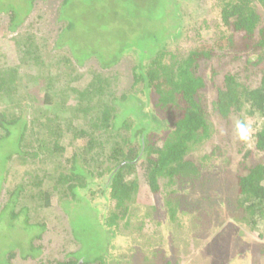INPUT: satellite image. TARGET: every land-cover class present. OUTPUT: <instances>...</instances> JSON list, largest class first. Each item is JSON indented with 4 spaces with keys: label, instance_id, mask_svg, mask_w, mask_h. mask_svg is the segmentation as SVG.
<instances>
[{
    "label": "trees",
    "instance_id": "obj_1",
    "mask_svg": "<svg viewBox=\"0 0 264 264\" xmlns=\"http://www.w3.org/2000/svg\"><path fill=\"white\" fill-rule=\"evenodd\" d=\"M47 1L0 0V15L7 17L8 29L14 32L35 5ZM212 8L215 22L209 25L201 20L198 0H61L56 5L51 50L66 49L80 66L95 60L101 71L82 91L70 83L58 88L49 66L41 65L40 53L31 48L29 35L16 40L19 65L6 61L0 66V215L10 203L21 212L30 210L27 200H35L40 211L48 210L57 186L62 185L60 194L71 205L67 208L78 206L83 211L70 217L73 209L66 210L69 219H83L87 225V232H80L72 222L73 230L65 231L73 240L72 248L61 246L59 240V257L46 261L43 238L53 227L47 228L40 218L22 219L23 230L32 226L41 231L36 237L41 259L24 254L23 262L121 264L122 251L114 243L140 220L142 211H136L134 203L143 186L156 200L144 220L156 210L164 215L163 251H157L161 264H184L177 255V231L171 227L180 230L192 217L220 222L218 228L199 236L206 235V243L214 249L224 246L225 256L217 264H255V250L263 245L255 246L253 235L264 239V0H214ZM80 10L95 17L101 34L108 35L104 40L89 35L84 27L81 34L75 14ZM131 13L144 19L141 35L121 41L112 38L111 46V25ZM150 16H155L158 29ZM199 20L198 48L178 54L177 47ZM208 25L212 30L206 33ZM150 27L156 31L147 36ZM77 37L88 42L81 47ZM85 45L97 48L87 50ZM66 55L55 54L58 66L70 61ZM124 59L131 63V83L110 91L105 70ZM63 68L64 73H59L66 78ZM70 94L77 96L69 101ZM82 117L84 125L76 132L72 122ZM237 119L252 128L247 143L233 135ZM65 143L77 145L67 152ZM47 145L61 158L51 177L52 189L42 183L33 186L17 165L41 159ZM223 147L234 148V155H224ZM41 170H35L33 177L42 182L49 178V170ZM100 181L99 191L94 190ZM14 195L23 200L21 209L20 201L13 203ZM39 195L45 197L44 203L37 202ZM200 202H205L201 211ZM94 226L100 227L101 246L90 234ZM7 253L5 263L0 256V264L14 263L16 251Z\"/></svg>",
    "mask_w": 264,
    "mask_h": 264
},
{
    "label": "rangeland",
    "instance_id": "obj_2",
    "mask_svg": "<svg viewBox=\"0 0 264 264\" xmlns=\"http://www.w3.org/2000/svg\"><path fill=\"white\" fill-rule=\"evenodd\" d=\"M61 0H48L47 3H38L35 5V8L31 11L30 15L28 16L27 20L18 27L14 32H11L8 29V19L6 16L0 15V66L1 64H5L6 61L12 63V65L16 66L19 65V56L16 53L15 48V42L16 40L23 38L25 39L28 36L31 40V48L40 53L41 57V65H48L49 71H50V77L52 82H56V86L58 88H61L65 85V83H70V86H77L80 87L79 91H82L83 88H85L92 80L93 76H96L98 72H101L99 69V66L95 60H88L84 62L81 66L77 65L76 63L71 60V58L68 55V52L66 49H60L54 52L51 50L52 48V41L50 40V36L52 37L53 31L55 30L56 25V16H55V10L56 5ZM214 0H198V6L201 10H203L201 20H205V22L209 25H214L215 22V12L212 8V3ZM75 14L79 17V23H81L82 27H80V30L82 31L81 34L84 32L83 27L85 28L86 32L89 35L95 36L100 38L101 40H104L108 35L105 34L102 35L99 28V24L97 23L94 16L91 14H87L85 11H77ZM126 18H119L116 22H114L111 25V38L109 41V44H111V39L113 38L115 41H121L122 39L125 40L126 38H136L140 36V32L143 29L144 25V19L139 16H134L133 13H131L129 16L124 15ZM153 21V25L155 29H158V21L156 20L155 16H150V18ZM146 21V20H145ZM201 22L198 21V24H193L192 28L190 29L191 32L188 33V36L181 42V44L177 47L176 52L178 54H182L183 52H186L191 49H197L198 43H200V40H197L196 37V31L195 28L201 27ZM29 23H31L29 25ZM208 25V26H209ZM152 29L151 27L147 31V36L151 35L152 32H155L156 30ZM194 30V31H193ZM202 30V28L200 29ZM208 30H212V27L209 26V29H206V33H208ZM201 32H204L201 31ZM80 33V32H79ZM53 38V37H52ZM77 45L83 46L84 43L88 42L87 38L84 37H77ZM114 43V42H113ZM212 43V40H211ZM19 48V47H18ZM97 48V46H91V45H85L84 49H94ZM34 52V54L36 53ZM55 54L57 55H66V58L70 60L69 62H63L60 63V66L56 64L55 59L58 57H55ZM56 65V67H54ZM65 66L66 70V78L59 72L64 73L60 68L64 69ZM131 63L128 59H124L122 62H119L116 66L105 70L104 76L108 77L106 79H109V83H111V88L108 87L110 91H116L117 89L122 90L125 88H128L129 83H131ZM69 74V76H68ZM114 75L115 78H111V76ZM60 76H63L62 78ZM48 78V77H47ZM69 78L72 79V83L69 81ZM119 80L117 86H113L112 82H115L116 80ZM92 88V87H91ZM77 96L76 94H70L68 100L70 101L72 97ZM87 97V96H86ZM65 98V97H64ZM72 101V100H71ZM76 101L74 100V104ZM77 104V103H76ZM84 118H80L79 120H75L72 122V127L75 128V131H80L81 128L84 125ZM217 139L220 140V136L217 137ZM234 141V139H233ZM77 144H69L65 143L63 144V148L68 152L70 150H74V147ZM229 146H232L231 143H228ZM250 145L249 143L247 146ZM222 151L224 152V155L227 153H231V155H234L233 151L234 148L228 149L227 147H223ZM230 151V152H229ZM42 153V152H41ZM43 155H41V159H27L28 161H20L17 162V165L22 167L21 173L28 174L29 179L31 180L33 186L36 184L42 183V185H51V189L53 187V176L56 175L58 172L57 166L61 161V158L58 159L59 153L52 154L51 152V145H47V150H44ZM47 155V157H45ZM46 158V159H45ZM255 160L258 162L260 157H254ZM253 158V159H254ZM45 163H41V161ZM263 162V161H261ZM49 170L48 177L43 179V181H40V178L37 179V177L34 176L35 170ZM41 170V171H42ZM61 169L59 168V171ZM62 172V171H61ZM1 174V170H0ZM51 178V179H50ZM40 181V182H39ZM55 182V180H54ZM100 182L97 183L96 187H94V190L99 191V185ZM36 187V186H35ZM35 187H33L34 192H36ZM64 189V186L59 185L57 186V190L54 192V199L51 202V207L48 210L40 211L37 209V204L34 200H27L29 203V207H27L30 210H23L22 212L19 211V207L14 206L10 203L8 206L5 204V209L3 210L2 214L0 215V256L1 260L5 263L6 256L8 255L7 252L10 251H16L17 256L13 259V264H32V261H26L23 262L21 258H23L24 254H27L25 256L30 255V257H33L34 259L37 258L38 254L36 253V237L41 232L39 229L32 230L33 227L29 226L26 227L24 230L21 228V223L23 220H26V218H31V220H36L38 218L43 219L42 221L46 222L47 228H52V233H47L44 235L43 241L45 242V245L43 246L45 248V253L42 255L44 259L47 260H53L57 259L60 254V242L61 246L63 247H71L73 245L72 238L70 239V236L68 235V230H73V223H77V227L79 228L80 232H84L86 230L87 232V225L85 224V220L77 219L76 217L74 220L69 219V215L67 211L72 210L71 216L74 217V215L81 216L82 215V209L78 206H75V208H67L70 201H65L62 196L61 190ZM29 191V189H28ZM33 192V194H34ZM60 194V195H59ZM99 193H95V197L98 198ZM18 195H14L15 198H13V203L17 202L16 197ZM21 198H27L26 195ZM37 198V197H36ZM40 198V199H39ZM31 199V197H29ZM39 199V200H38ZM20 201V202H19ZM19 205L21 209V205L23 204V200L19 199ZM44 203L45 197L43 195H39L37 198V202ZM101 200L98 199L96 202H100ZM136 202L134 203V207H136V211L140 210L142 211L141 217L139 221H136V223L133 224V226H130L127 230H125L123 238H118L116 243V247L120 248L122 253H118L119 259H121V264H161L160 262V254L157 253L160 248L163 251V233L164 230L162 228L164 215L162 216L157 210L154 212L149 213L147 218L144 220V213H148V207L155 204L156 200L155 198L150 195L149 190L146 187L140 186L138 193L136 194ZM102 203V202H101ZM205 203V202H204ZM204 203L200 202L201 206L199 207V211L202 210V207H204ZM1 204H2V197H1ZM33 204V205H32ZM31 205V208H30ZM70 205V204H69ZM193 205V204H192ZM71 206V205H70ZM194 206V205H193ZM158 208L159 205L157 206ZM141 208V209H140ZM16 211L15 214H13L14 211ZM67 210V211H66ZM19 211V213H18ZM31 213H33L32 216H29ZM67 214V215H66ZM38 215V216H37ZM204 215V214H203ZM206 215V214H205ZM66 216V218H65ZM207 216V215H206ZM212 218V217H211ZM23 219V220H22ZM67 220V221H66ZM12 221V222H11ZM39 221V220H37ZM185 225L181 224L179 226V229L171 227L173 232L177 233L178 237V257L182 261L181 263L184 264H217V260H223L225 253L224 252V246L221 248V246L217 245L216 249H214V245H208L206 242H209L206 240V235L201 236L199 239L200 234L203 232L205 234H208V231L211 228H218L220 225V222L218 221H212L208 219L207 220H199V217H192L188 221V219H185ZM68 223L70 227L68 226ZM144 224L142 229H138V225ZM151 226V228H150ZM23 227V226H22ZM150 228V229H149ZM68 234H66V232ZM62 234H59V233ZM65 232V233H64ZM99 232L100 227L94 226L93 231H91L90 234L95 235L94 244L96 243L97 246L100 245L99 240ZM67 235V236H66ZM81 236H84L85 233H80ZM68 238V241L66 240ZM101 246V245H100ZM226 246V244H225ZM59 252V253H58ZM154 252L152 256L150 254ZM209 252V253H208ZM3 253V254H2ZM5 254V256H4ZM120 254V255H119ZM210 254V255H209ZM207 255V256H206ZM41 256V257H42ZM212 257V258H211ZM30 259V258H28ZM32 259V258H31ZM41 258H37L38 261ZM202 259V260H201ZM35 261V262H37ZM230 261V260H229ZM221 264V263H218ZM230 264V263H229Z\"/></svg>",
    "mask_w": 264,
    "mask_h": 264
},
{
    "label": "clouds",
    "instance_id": "obj_3",
    "mask_svg": "<svg viewBox=\"0 0 264 264\" xmlns=\"http://www.w3.org/2000/svg\"><path fill=\"white\" fill-rule=\"evenodd\" d=\"M233 135L241 143H247L252 135V128L244 119H237L233 125Z\"/></svg>",
    "mask_w": 264,
    "mask_h": 264
},
{
    "label": "crops",
    "instance_id": "obj_4",
    "mask_svg": "<svg viewBox=\"0 0 264 264\" xmlns=\"http://www.w3.org/2000/svg\"><path fill=\"white\" fill-rule=\"evenodd\" d=\"M254 235H253V238H254L255 246H257V244L259 242H261V244L263 245L262 247H259V249L255 250L257 252V256H258L257 260H255V264H264V239L259 240V238L257 236H254Z\"/></svg>",
    "mask_w": 264,
    "mask_h": 264
}]
</instances>
